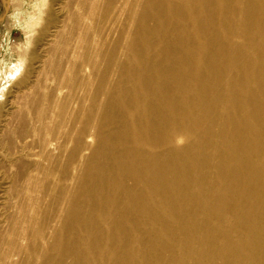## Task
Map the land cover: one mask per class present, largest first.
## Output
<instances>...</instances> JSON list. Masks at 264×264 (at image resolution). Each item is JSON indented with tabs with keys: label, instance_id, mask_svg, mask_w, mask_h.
Returning a JSON list of instances; mask_svg holds the SVG:
<instances>
[{
	"label": "bare ground",
	"instance_id": "6f19581e",
	"mask_svg": "<svg viewBox=\"0 0 264 264\" xmlns=\"http://www.w3.org/2000/svg\"><path fill=\"white\" fill-rule=\"evenodd\" d=\"M118 1L129 0H82L84 14L73 23L76 45L67 52L71 63L78 58L77 44L85 50L82 60L98 79L89 86L92 104L107 75L99 67L119 66L124 57L119 86L102 116L113 129L83 157L93 171L70 203L65 196L67 208L61 202L68 191L56 183L68 180L84 143L66 154L57 182L51 152L31 160L46 181V199L17 236L9 264H264V144L257 140L264 129L255 120L257 104L244 94L251 74L264 103V0H187L194 8L188 18L172 0H144L140 14L131 16L137 24L125 43L103 54L104 38L96 40V34L116 21ZM188 19L196 22L193 27L180 25ZM91 25L94 37L81 47L80 31ZM215 28L241 43L224 42ZM155 46L158 63L152 66ZM225 102L248 115L254 136L235 135L233 120L225 136V119L216 110ZM120 109L135 114L132 124L126 125ZM182 113L180 123L176 115ZM180 135L190 143L178 146L174 137ZM57 228L62 241L55 238Z\"/></svg>",
	"mask_w": 264,
	"mask_h": 264
},
{
	"label": "rangeland",
	"instance_id": "374dc122",
	"mask_svg": "<svg viewBox=\"0 0 264 264\" xmlns=\"http://www.w3.org/2000/svg\"><path fill=\"white\" fill-rule=\"evenodd\" d=\"M81 1L0 0V264H9L13 259L14 251L18 248L17 236L20 235L22 228H27L25 224L30 215L32 221L33 211L39 202L46 199L43 195L46 181L40 172L38 174L34 170L36 165L33 166L31 160L33 158L39 160L40 155L51 152L55 161L51 166L53 180L59 181L63 179L62 163L66 160V154L72 150L76 142L84 143L86 150L81 152L79 159L70 171L68 170V180L56 181V184L68 191L61 202L65 208L72 201V193H74L72 197L76 195L80 181L93 171L90 164L83 161V157L90 156L103 144V137L98 136L106 135L113 129L108 122L102 121V116L106 109L105 103L119 86L118 77L124 57L119 66L102 64L99 67L101 70L106 68L107 75L102 92L96 103L92 104L89 86L91 85V88L97 84L98 79L95 78L96 74L93 75L91 67L82 60L85 50L77 44L78 60L74 59L71 63L67 61V52L77 41L76 30L72 35L73 23L84 14ZM123 2H117L120 4L119 10L112 15L113 17L117 13L116 21L96 34V40L104 38L103 54L115 43L119 46L120 43L124 44L125 39L136 27L137 21L131 16L140 14L144 0ZM172 4L182 7L187 18L194 10L193 4H189L187 0H172ZM236 14L233 13L234 16ZM195 23L188 19L180 25L193 27ZM215 31L224 42L240 44L242 41V38L236 35L224 37L221 28L218 30L215 28ZM93 33L95 34V28L91 25L87 32L80 31V35L77 34L81 36V47L85 45L82 40L94 37ZM69 34L71 37L65 40ZM118 39L121 42L117 41ZM64 40L66 47L62 46ZM119 46L117 50L123 54L125 50ZM259 51L261 53L263 48H259ZM158 56V47L155 46L150 50V57L154 61L152 66L155 62L158 63ZM55 62L58 63L57 66H54ZM244 82L247 87L244 94H251L250 98L257 104L255 120L259 121L260 127L264 129V103L259 98L253 76L248 74ZM157 83L158 81L155 83L156 86ZM135 86L139 87L137 79ZM227 103L216 108L225 119V136L231 133L232 120L238 122L235 135L239 132H251L254 136L253 128L250 129V126L246 125L248 115L242 111L231 110ZM120 110L123 112L120 115L124 117L126 125L132 124L135 114L128 110ZM112 112L116 113L115 110ZM167 114L168 117L171 115L169 112ZM176 117L181 123L186 115L182 113ZM209 121L210 118H207L206 122ZM148 124L146 121V125ZM129 132L134 135L133 131ZM174 138L179 139L178 146L190 143L181 135ZM257 140L264 144V136L261 134ZM140 146L129 145L133 150L139 149ZM65 196L70 197L68 204ZM9 226L12 228L14 238L13 242H10L11 245L7 236ZM54 234L59 241L65 237L60 228H57Z\"/></svg>",
	"mask_w": 264,
	"mask_h": 264
}]
</instances>
